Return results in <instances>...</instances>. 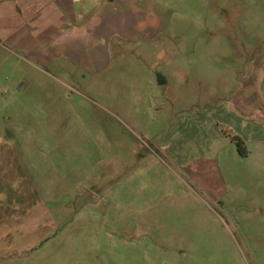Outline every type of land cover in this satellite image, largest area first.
Returning <instances> with one entry per match:
<instances>
[{"label": "rangeland", "instance_id": "rangeland-1", "mask_svg": "<svg viewBox=\"0 0 264 264\" xmlns=\"http://www.w3.org/2000/svg\"><path fill=\"white\" fill-rule=\"evenodd\" d=\"M136 4L157 34L115 38L106 71L1 69L0 264H264V146L190 121L233 140L219 115L264 61V0Z\"/></svg>", "mask_w": 264, "mask_h": 264}, {"label": "crops", "instance_id": "crops-1", "mask_svg": "<svg viewBox=\"0 0 264 264\" xmlns=\"http://www.w3.org/2000/svg\"><path fill=\"white\" fill-rule=\"evenodd\" d=\"M136 1L0 0V71L8 62L15 68L28 65L41 69L62 59L72 62L78 71L108 70L111 66L109 44L115 38L149 40L157 34L149 28L150 21L137 19ZM248 60L251 59L245 60L249 64L247 74L242 83L238 82L239 86L243 84V89L234 97L232 105L224 106L219 120L224 129L244 143L264 146V61L258 64V60L252 59L250 63ZM251 87L255 95L252 106L248 107L244 102ZM216 114L212 111L194 114L190 120L192 128L204 126L210 138H220L230 145L233 140L225 131L219 128L215 131ZM187 128L184 122L181 129L186 133ZM190 141L192 148L195 141Z\"/></svg>", "mask_w": 264, "mask_h": 264}, {"label": "trees", "instance_id": "trees-1", "mask_svg": "<svg viewBox=\"0 0 264 264\" xmlns=\"http://www.w3.org/2000/svg\"><path fill=\"white\" fill-rule=\"evenodd\" d=\"M232 139L235 142L236 146L238 147V151L241 154H244V150H243V147H242V141H241V139L239 137H237V136H233Z\"/></svg>", "mask_w": 264, "mask_h": 264}]
</instances>
